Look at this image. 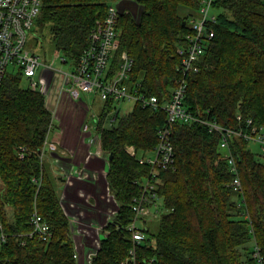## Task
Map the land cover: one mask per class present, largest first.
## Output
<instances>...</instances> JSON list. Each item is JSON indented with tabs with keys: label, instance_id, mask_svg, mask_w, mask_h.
<instances>
[{
	"label": "trees",
	"instance_id": "obj_1",
	"mask_svg": "<svg viewBox=\"0 0 264 264\" xmlns=\"http://www.w3.org/2000/svg\"><path fill=\"white\" fill-rule=\"evenodd\" d=\"M109 1L43 0L38 23L49 25L55 48L76 65L97 21L104 19ZM119 49L133 61L129 80L154 96L159 108L132 110L117 125L103 123L113 102L102 103L95 131L107 156L109 193L117 210L103 230L90 264H122L132 247L128 226L133 200L150 166L138 163L137 153L151 152L158 132L168 125L161 109L182 77L178 49L185 44L188 19L196 0H118ZM134 4L140 9L135 17ZM215 36L197 73L185 79L183 105L194 117L224 128L264 127V6L258 0H215ZM23 78L10 75L0 86V264H76L70 223L56 195L54 180L40 161V151L52 124L44 96L21 87ZM241 119L238 120L237 117ZM174 150L173 167L158 170L155 192L159 202L158 229L135 247L136 264H254L248 248L253 241L264 259V163L234 138L229 149L235 160L242 193L233 191L219 136L197 122L168 127ZM49 225L43 242L28 238L33 208ZM247 216V218H245Z\"/></svg>",
	"mask_w": 264,
	"mask_h": 264
},
{
	"label": "built area",
	"instance_id": "obj_2",
	"mask_svg": "<svg viewBox=\"0 0 264 264\" xmlns=\"http://www.w3.org/2000/svg\"><path fill=\"white\" fill-rule=\"evenodd\" d=\"M197 7L189 16L188 33L185 36V44L178 49L180 56V71L182 77L177 80L169 99L161 105L166 113V124L179 122L190 124L193 122L205 125L209 132L219 136V148L224 151L230 172L234 175L231 186L233 191L242 193L241 181L238 176L235 160L230 152L229 144L234 138H240L246 142H254L264 150V127L253 126L248 120L245 128H224L215 122L200 120L191 115L184 107L183 100L187 81L185 77L190 73L199 71V64L214 38V26L217 23V11L214 8L215 0H196ZM264 6V0H258ZM43 0H0V86L10 75H20L26 79L27 89L38 91L44 96L46 106L51 113L53 121L57 117V109L62 98L72 102H82L81 93L98 98L101 103L113 102L111 113L119 111L118 105L122 102L139 104L142 108H159L158 100L154 96H147L141 92L140 84H133L129 80V74L133 67V61L126 52H122L116 71L112 72V63L119 49L117 24L121 12L120 3L116 6L108 5L103 20L97 21L90 33L89 43L83 51L76 65H71V72L64 74L53 67L43 64L40 58L26 46L27 36L32 30L35 19L40 15ZM67 63L64 58L61 60ZM43 66L39 82L34 80L36 71ZM117 106V107H116ZM96 123V117L93 116ZM241 119L240 116L237 117ZM113 122V120H111ZM166 127L158 132L157 144L151 151L154 154L152 160L137 157L138 163L150 166L148 178L141 184L142 194L133 200V218L128 226L132 238V247L129 257L122 264H136L135 247L145 240L142 230L137 227L138 221L150 214L149 208L155 207L159 211L155 182L158 170H168L173 167L174 150L170 141L171 132ZM45 144V143H44ZM97 155H104L101 150L100 140L96 136L92 141ZM53 147V145H52ZM131 156L136 155L133 150L127 151ZM41 159V155H40ZM71 177L82 178L77 170ZM70 179V177H68ZM159 213V212H158ZM247 218V216H245ZM31 231L28 238H38L46 242L51 237L49 225L34 206L29 221ZM1 232V227H0ZM5 242V236L0 233V245ZM251 258L254 264H264V259L259 247L253 241ZM99 246V242L96 243ZM76 258V254H74ZM91 262V255L88 256Z\"/></svg>",
	"mask_w": 264,
	"mask_h": 264
},
{
	"label": "crops",
	"instance_id": "obj_3",
	"mask_svg": "<svg viewBox=\"0 0 264 264\" xmlns=\"http://www.w3.org/2000/svg\"><path fill=\"white\" fill-rule=\"evenodd\" d=\"M81 101L60 100L57 117L40 155L41 163L46 161L48 164L60 206L69 219L76 264H89L88 256L92 258L99 247L96 243L106 236L103 228L113 217L112 204L116 206L114 213L117 204L108 189L107 157L97 155L96 148L92 146L97 136L94 115L92 125H89V107L82 97ZM74 170L82 171L87 177L67 180Z\"/></svg>",
	"mask_w": 264,
	"mask_h": 264
},
{
	"label": "rangeland",
	"instance_id": "obj_4",
	"mask_svg": "<svg viewBox=\"0 0 264 264\" xmlns=\"http://www.w3.org/2000/svg\"><path fill=\"white\" fill-rule=\"evenodd\" d=\"M109 4L116 6L119 4V1L118 0L109 1ZM125 6L127 8L129 7L131 9V11L135 17L139 16L140 9L138 7H136L134 4H132V5L127 4V5H124L123 7H125ZM38 18H39V16L35 19L32 30L29 32V34L27 36L26 46L30 50H32L40 58V61L43 62V64L48 65L50 67H53L54 69H56V70H58L64 74H69L71 72V65L69 64V62L63 63L61 61L62 58H64V57L55 48L54 41L52 40L50 32L48 31L49 25L39 24L37 21ZM42 69H43V66L39 67L38 70L36 71V75L34 77V80L37 83L39 82L40 76L42 74ZM27 84H28L27 80L23 79L21 82V87L27 88ZM80 97H82L84 99V101L88 104V107H89V113H88L89 125H92V116L94 115L96 118H98L99 114L101 113L102 103L98 98H96V97L94 98L92 95H86V94L81 93ZM133 105L134 104H132V103H125V102L120 103L118 105V109H120V111H121L119 113V115L123 116V115L129 113L132 110ZM113 114H114V112L106 117V119L103 123L104 128H111V127H114L117 125V120L111 122L112 118L114 117ZM90 131L93 135H95L93 128H91ZM248 148L251 152H253L255 154L257 159H259L261 162L264 163V150H262V148L260 147L259 144L250 141V142H248ZM128 150L134 151V149L132 147L127 148V151ZM135 154H136V152H135ZM136 155H137V157H142L145 160H152L154 158V154L152 152H147V153L139 152ZM91 156L92 155H90L88 157V159ZM40 161H41V159H40ZM43 165H44L45 170L48 171V169H47L48 164L46 161H44ZM73 172H71V174H69V175H72ZM77 172H78V174L84 176V177L80 178V180L85 179L87 177V175L83 174L82 171L77 170ZM68 177H70V179L72 178L71 176H68ZM75 178H77V177H75ZM77 179H79V178H77ZM67 180H69V179L67 178ZM68 182H70V181H68ZM107 196L109 197L110 195L107 194ZM111 202H113L112 198H111ZM157 203L159 204L158 201H157ZM112 205L113 206L111 208V215H114V211L116 209V206L114 205V203ZM149 211H150V214L143 219L144 221H138L137 222V227L140 230H142L143 232L145 231L146 228H148L150 230V233L154 234V233H156V231L158 229L159 213H158V211H156L155 207H150ZM144 235H145V237H147L146 233H144ZM252 243H249V245H248V248L250 250H252V247H253ZM242 260H243V264H246L244 262L245 258H243Z\"/></svg>",
	"mask_w": 264,
	"mask_h": 264
},
{
	"label": "water",
	"instance_id": "obj_5",
	"mask_svg": "<svg viewBox=\"0 0 264 264\" xmlns=\"http://www.w3.org/2000/svg\"><path fill=\"white\" fill-rule=\"evenodd\" d=\"M111 159V157H109V159L108 160H110Z\"/></svg>",
	"mask_w": 264,
	"mask_h": 264
}]
</instances>
